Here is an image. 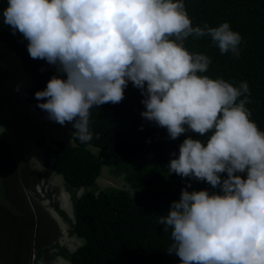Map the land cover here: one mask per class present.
<instances>
[{"label":"clouds","instance_id":"obj_1","mask_svg":"<svg viewBox=\"0 0 264 264\" xmlns=\"http://www.w3.org/2000/svg\"><path fill=\"white\" fill-rule=\"evenodd\" d=\"M7 4L3 24L28 41L30 58L57 73L34 94L44 101L36 107L48 120L70 124L80 143L94 138L92 110L121 103L129 83L143 97L142 119L165 129L170 140L189 132L206 137L185 138L167 169L218 192L188 191L186 183L159 216L163 231L171 229L166 253L181 264H264V131L250 118L249 86L201 75L210 57L185 48L187 38L207 36L221 54L238 58L241 35L228 22L194 27L184 0Z\"/></svg>","mask_w":264,"mask_h":264},{"label":"trees","instance_id":"obj_2","mask_svg":"<svg viewBox=\"0 0 264 264\" xmlns=\"http://www.w3.org/2000/svg\"><path fill=\"white\" fill-rule=\"evenodd\" d=\"M184 4L194 27L204 24L218 27L228 22L231 30L241 35L238 58L231 53L221 54L207 36L187 38L185 48L190 53L210 57L209 70L201 75L223 78L236 86L247 82L251 93V103L246 105L252 113L250 118L264 131V0H184ZM7 6V0H0V43L18 57L30 77L26 101L48 120L46 113L36 107L44 101H37L34 94L46 88L56 70L44 60L30 58L28 41L19 32L13 35L10 27L3 24L2 12ZM124 95L119 104H105L92 110L90 128L94 138L88 144L75 138L72 126L70 135L74 146L57 139L35 140L43 149L42 168L47 172L43 176L52 174L63 182L74 214L70 234L83 239V244L72 252L66 251L56 243L57 234L52 226L47 233L43 232L41 249L32 247L34 238L29 239L30 244L25 248L29 258L36 252L33 263L57 264L52 257L56 254L70 264H181L179 257L166 253L171 244V229L163 231L159 216L166 215L171 202L179 200L186 183L192 184L188 191L218 192V189H211L205 182L169 175L167 165L175 158L170 154L178 155L179 145L185 138L204 140L206 137L189 132L170 140L165 129L142 119L143 97L139 90L129 83ZM96 134L99 139L95 138ZM89 147L97 148L98 154ZM3 151L7 152V148L0 143V152ZM21 160L23 178L25 169H30L26 159ZM0 165L7 167L8 164L0 157ZM102 167L108 168L113 179H121L120 188L97 185ZM38 174L33 176L39 178ZM7 190L8 194L0 191V224H6L3 233L8 232L18 240L21 236L15 234L16 230H23L27 225L29 232L35 226L39 231L41 218L35 222L30 213L36 203H32L33 208L27 206L20 193L15 192V184L8 183ZM79 191L82 194L78 197ZM52 205L57 213L64 215L61 203ZM20 247L17 246L16 252Z\"/></svg>","mask_w":264,"mask_h":264},{"label":"rangeland","instance_id":"obj_3","mask_svg":"<svg viewBox=\"0 0 264 264\" xmlns=\"http://www.w3.org/2000/svg\"><path fill=\"white\" fill-rule=\"evenodd\" d=\"M2 53L5 54L4 58ZM30 85V77L22 69L18 57L0 43V127L4 129L0 133V143L7 148V152H0V157L8 164L7 167L0 165V191L5 194L8 191V183L15 184V192L20 193V197L24 199L27 206L29 204L33 208L32 203H36L35 207L30 209L35 222L36 219L41 218L39 231L35 226L29 232L28 225L23 230H16L15 234L18 237L21 236L18 240L8 232L3 233L6 224H0V245L2 244L0 246V264H39V261L32 262V256H30V260L29 251L25 247L28 242L30 244L29 239L34 238L31 246H34L36 250L37 248L41 249L43 232L47 233L52 226L57 234L56 243L66 251L72 252L83 244V239L72 234L67 236V230L69 229L70 233L71 226L74 224L71 200L69 198L67 204L63 202L61 195H65L66 192L58 177L52 174L43 176L44 173H47L42 168L43 149L37 146L35 141L39 137L53 139L51 135L55 134L65 144L74 146L70 135L71 125L61 126L53 121L45 120L39 111L33 109L25 98ZM89 149L94 154L99 152L94 147H89ZM21 158L26 159L30 169V171L25 169L26 174L23 178L21 173L23 160ZM107 170V167H102V174L97 180V185L100 188H120L121 179H113ZM38 173H40L39 178L33 176L39 175ZM1 175L6 179H3ZM81 194L82 191H79L77 196L79 197ZM37 195H39V199H37ZM56 202L63 206L61 211L64 215L56 212L55 205L51 206V203ZM51 216L55 218L51 220ZM20 240L21 244L18 245ZM17 246L21 247L16 252ZM31 249L33 250V248ZM35 253L33 251L34 259ZM52 257L57 264H70L66 259L56 254Z\"/></svg>","mask_w":264,"mask_h":264},{"label":"crops","instance_id":"obj_4","mask_svg":"<svg viewBox=\"0 0 264 264\" xmlns=\"http://www.w3.org/2000/svg\"><path fill=\"white\" fill-rule=\"evenodd\" d=\"M2 54H3L2 57L4 58V55H5V54H4V53H2ZM51 138H53V139H58V137H57L55 134H52V135H51ZM58 140H59V139H58ZM51 218H52V216H51Z\"/></svg>","mask_w":264,"mask_h":264},{"label":"water","instance_id":"obj_5","mask_svg":"<svg viewBox=\"0 0 264 264\" xmlns=\"http://www.w3.org/2000/svg\"><path fill=\"white\" fill-rule=\"evenodd\" d=\"M30 260H31V257H30Z\"/></svg>","mask_w":264,"mask_h":264}]
</instances>
